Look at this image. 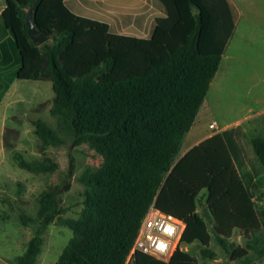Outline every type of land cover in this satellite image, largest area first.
I'll return each mask as SVG.
<instances>
[{"label": "trees", "instance_id": "obj_1", "mask_svg": "<svg viewBox=\"0 0 264 264\" xmlns=\"http://www.w3.org/2000/svg\"><path fill=\"white\" fill-rule=\"evenodd\" d=\"M2 19L15 39L19 80L50 81L53 128L34 120L42 152L49 146L88 145L102 158L79 180L85 187L78 217H63L62 184L39 198L36 226L18 264H37L46 228L57 222L73 231L56 264H126L140 224L154 206L185 223L182 245L201 246L213 259V241L238 264L264 258V208L257 206L252 178L238 169L243 158L240 127L216 133L180 155L183 141L204 105L239 19L230 0H153L159 11L150 37L118 34L107 22L72 11L65 0H5ZM49 39L36 45L26 18ZM1 101V100H0ZM6 129L4 147L18 137ZM264 168V135L251 138ZM14 159L31 173H51L57 163ZM206 197L213 230L199 214ZM237 232L245 246L232 241ZM199 264L178 249L164 261L137 251L129 264Z\"/></svg>", "mask_w": 264, "mask_h": 264}, {"label": "rangeland", "instance_id": "obj_2", "mask_svg": "<svg viewBox=\"0 0 264 264\" xmlns=\"http://www.w3.org/2000/svg\"><path fill=\"white\" fill-rule=\"evenodd\" d=\"M256 1L264 4V0ZM147 6V1H144V9ZM148 8L144 10L146 14ZM129 35L140 36L137 33ZM236 35V39L241 35L243 39L227 47L197 122L183 142L181 153L190 147L197 132L195 141L201 140L205 134L214 135L240 127L243 158L238 169L245 178H252L257 206L264 208V168L251 143L252 137L264 135V10L257 16L250 11L245 12ZM54 95L50 81L19 80L15 77L13 81L0 85V264H18V258L25 253L37 229L32 224L24 226L20 217L22 214L37 215L39 198L50 186L62 184L67 187L61 195V205L65 209L62 216H79L85 190L79 177L88 166H98L102 161L101 156L88 145L73 147L71 138L66 135H62L65 144L49 146L44 152L40 150L42 142L33 121L41 119L54 128L56 120L50 114L51 105L43 112H37L36 107L52 101ZM213 120L217 122L218 129L209 128ZM6 129L19 132L18 137L9 141L14 145L11 150L4 147L3 133ZM16 153H21L29 161L40 159L57 163L59 167L51 173H31L18 166L14 159ZM205 202V195L200 196L199 214L213 230ZM72 237L70 228L57 222L49 225L37 264H56ZM231 240L236 245L245 246L244 238L237 232ZM182 248L198 257L199 264H238L215 241L211 244L215 253L213 259L202 258L199 244L182 245ZM253 257L255 261L252 264H264V258Z\"/></svg>", "mask_w": 264, "mask_h": 264}, {"label": "crops", "instance_id": "obj_3", "mask_svg": "<svg viewBox=\"0 0 264 264\" xmlns=\"http://www.w3.org/2000/svg\"><path fill=\"white\" fill-rule=\"evenodd\" d=\"M144 1H147L148 3L146 9L150 6L148 8L147 14L144 11L146 9H144L143 7ZM230 1L236 6V8L239 11V19L236 24L235 32L228 44V47L232 43H235L236 40L243 39L242 38L243 35H241V37H238V39H236L237 36L236 34L239 28V24L241 23L242 17L244 16V13L250 11V13L257 16L258 14L260 15V13H262L264 10V4L259 3L256 0H230ZM65 2L67 6L77 14L96 18L107 22L110 26V29L115 33L126 34V35H129V33H137L138 35H140L139 37H145V38L151 36L153 29L155 27L156 18L159 15V11L155 8L153 4V0H65ZM5 8H6V1L0 0V85L13 81L14 78L16 77V72L21 64L20 54L16 47L14 36L12 32L8 28H6L4 21L2 19V14ZM259 19L261 20V18ZM0 100H1L0 101L1 104L2 102L1 97ZM200 113L201 110L198 116L200 115ZM198 116L196 118L195 123L197 122ZM194 125L192 126V128L194 127ZM190 131L188 132V134L190 133ZM4 134L5 131L3 133V142H4ZM195 134L198 135L199 133L197 132ZM196 135H193L194 137L192 143L190 144V147L186 149L183 153H180L181 156H183L185 153H187L191 148L199 144L201 141L212 136V134L209 135L205 134L201 138V140L195 141Z\"/></svg>", "mask_w": 264, "mask_h": 264}, {"label": "built area", "instance_id": "obj_4", "mask_svg": "<svg viewBox=\"0 0 264 264\" xmlns=\"http://www.w3.org/2000/svg\"><path fill=\"white\" fill-rule=\"evenodd\" d=\"M209 126L218 129L216 121H212ZM184 229L185 223L182 220L158 210L153 204L140 224L126 264H129L137 251L168 261L178 249H182Z\"/></svg>", "mask_w": 264, "mask_h": 264}, {"label": "water", "instance_id": "obj_5", "mask_svg": "<svg viewBox=\"0 0 264 264\" xmlns=\"http://www.w3.org/2000/svg\"><path fill=\"white\" fill-rule=\"evenodd\" d=\"M26 22L28 25L29 36L36 45H42L48 41L49 37L36 27L32 11L28 13Z\"/></svg>", "mask_w": 264, "mask_h": 264}]
</instances>
